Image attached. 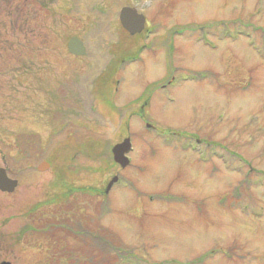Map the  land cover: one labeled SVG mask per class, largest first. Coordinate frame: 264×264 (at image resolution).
Returning <instances> with one entry per match:
<instances>
[{
    "label": "rangeland",
    "instance_id": "374dc122",
    "mask_svg": "<svg viewBox=\"0 0 264 264\" xmlns=\"http://www.w3.org/2000/svg\"><path fill=\"white\" fill-rule=\"evenodd\" d=\"M137 5L143 27L160 28L142 62L118 70L144 44L142 31L130 36L119 22L129 0H0V167L18 180L14 196L0 195L7 250L26 214L57 199L93 220L96 245L67 240L66 264H125L118 258L127 255L139 264H264V59L246 37L219 36L222 25L235 33L247 25L263 51L264 0ZM73 37L85 46L81 57L67 52ZM147 124L226 148L229 169L163 147ZM127 138L134 150L122 169L111 151ZM101 231L120 242L102 257ZM17 250L14 264L46 259L24 244Z\"/></svg>",
    "mask_w": 264,
    "mask_h": 264
},
{
    "label": "flooded vegetation",
    "instance_id": "af4514ba",
    "mask_svg": "<svg viewBox=\"0 0 264 264\" xmlns=\"http://www.w3.org/2000/svg\"><path fill=\"white\" fill-rule=\"evenodd\" d=\"M32 2H34V0H31ZM141 1V0H139ZM138 2V0H134V4L136 5ZM137 6V5H136ZM139 8V7H138ZM139 11V10H138ZM144 23L145 19H144ZM161 26V25H160ZM160 27L155 25H151L149 27L145 26L143 31L141 32V41L144 42V44H141V47L138 49V56L143 58V54L146 52H149L150 50L152 51V45H148V41H151L152 37H155V35H157L158 33V29ZM203 27H200L198 29V31H202ZM190 33V32H189ZM128 35L132 36L131 34L128 33ZM73 38H77V37H73ZM68 52V51H67ZM126 55H130L126 54ZM72 56V55H71ZM75 57V56H74ZM162 89H164V86H161ZM160 88V89H161ZM143 110V108L141 109ZM1 169H3V167H0ZM5 169V173L7 175L8 178L9 177V172ZM14 179V178H11ZM17 180V179H15ZM18 182V180H17ZM16 191V190H15ZM13 192L11 194L8 193H3L0 191V195L1 196H6V197H12L16 194V192ZM67 192L70 191H66L63 193V197L67 198L69 197V194H66ZM57 199H50L48 200L47 203H44L42 207H37L34 208L33 210H31L29 212V214L27 213L26 216L28 217V226L23 227L22 229H19L16 233H15V238L14 235L11 236L12 242L11 244H15V250L14 248L11 250L12 253L10 254L9 251L7 250L8 246H9V235H7V230L5 232V234L3 233V231L5 230V223L4 224H0V246H2L0 248V264L1 263H8V264H14L16 263L17 259H18V250L17 248L19 247L20 244H24V246L26 247H30L32 249H34V251L36 250V252L40 255V254H44V257L46 259H44L43 261H37V260H33V264H57L56 260L57 258L63 257V258H67V252H65L64 247L62 244L64 243V240H60L58 242V240L60 238H63V236L60 235L57 237L55 234H52V230H51V222H52V215L55 214V218H56V214L57 210L59 208L58 211H64V215H62L60 217V220L62 221L61 223H65L68 219H71V217H73L74 215L71 214L70 217H68V213H67V209L65 208V205H59V203H55L54 201ZM52 206H54L55 208H57V210H53ZM1 211V210H0ZM74 211H71V213ZM79 213V212H78ZM81 214V213H80ZM25 217V215H24ZM3 223V220H1ZM56 221H58L56 219ZM60 229V228H59ZM59 246L61 248V252L58 251V247ZM6 250V252H4ZM38 257H36L37 259Z\"/></svg>",
    "mask_w": 264,
    "mask_h": 264
},
{
    "label": "trees",
    "instance_id": "16d2710c",
    "mask_svg": "<svg viewBox=\"0 0 264 264\" xmlns=\"http://www.w3.org/2000/svg\"><path fill=\"white\" fill-rule=\"evenodd\" d=\"M67 212H68V217H70L71 214L76 215V216L71 217V219H68L65 223H61L62 221L59 220L60 218L52 217L53 223L51 224V226L55 227L54 231H56L59 234L61 233V235L63 236V238H60L58 240V242L60 240H64V243L62 244L64 247H67V245H66L67 244V240L68 241L73 240L79 246L82 245L83 248L88 246V245H93V246L96 245L94 243V241L92 240V235H93L92 229L91 230L88 229V228H90L89 227V222L91 223L92 219L88 221L87 218H83V214H80L78 212H72L71 213L70 210H67ZM56 219L59 220V221H56ZM92 223H93V220H92ZM105 233H107V232H102V231H101V233L98 232V242H99L98 250H99V252L101 254V257L104 254L112 252L113 248H117V247H114V246H115V244H118V242H119L118 238L115 235L114 236L116 238H114L112 235L107 233L108 235L111 236L110 239H108L109 237H105ZM52 234L54 235L53 232H52ZM67 237H71L73 239H69ZM107 241L110 242V245L106 243ZM65 242H66V244H65ZM83 242H84V245H83ZM112 242H113V245H112ZM57 247H58V251L61 252V248L59 246H57ZM64 250H65V248H64ZM105 251H106V253H105ZM65 252L72 253V252L68 251V249L65 250ZM131 257H132L131 255L121 256V257L118 258V260L120 261V259L131 258ZM69 258H70V254H69L68 258H66L65 260L68 262ZM95 258L96 257L93 256L92 262H95L94 261ZM90 260H91V258H90ZM56 262H57V264H61V263L66 264L65 262H63L62 257L57 258ZM98 264H104V259H102V258L99 259V263Z\"/></svg>",
    "mask_w": 264,
    "mask_h": 264
},
{
    "label": "water",
    "instance_id": "95a60500",
    "mask_svg": "<svg viewBox=\"0 0 264 264\" xmlns=\"http://www.w3.org/2000/svg\"><path fill=\"white\" fill-rule=\"evenodd\" d=\"M120 23L122 27L128 31L130 34H135L142 29L143 26V18L141 16H137L135 12L129 9H123L120 16H119ZM68 50L70 53L80 56L83 55L85 49L80 41L77 39H72L68 43ZM130 150L129 148V141L125 140L121 144H118L112 148V155L113 161L124 168L128 161L125 158V153ZM49 168L47 163H42L38 166L39 172H44ZM15 181H10L7 179L5 171L0 169V190L3 192H12L16 187ZM1 264H8V263H1Z\"/></svg>",
    "mask_w": 264,
    "mask_h": 264
}]
</instances>
